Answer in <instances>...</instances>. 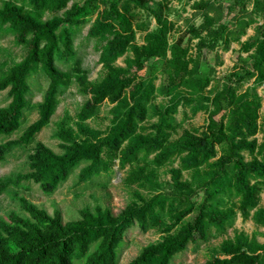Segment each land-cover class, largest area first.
Listing matches in <instances>:
<instances>
[{
    "label": "trees",
    "instance_id": "16d2710c",
    "mask_svg": "<svg viewBox=\"0 0 264 264\" xmlns=\"http://www.w3.org/2000/svg\"><path fill=\"white\" fill-rule=\"evenodd\" d=\"M173 1L193 2L202 17L175 40ZM227 1L0 0V33L12 35L24 51L20 61L1 64L0 92L7 91L9 102L0 107V162L16 150L27 154L25 172L0 177V196H12L19 207L0 216V264H118V249L134 226L160 238L129 264H172L190 243L208 241L213 230L226 233L239 216L264 228L258 91L264 86V0ZM89 22L87 38L102 66L94 80L75 48L77 32ZM251 27L254 34L247 36ZM233 43L241 64L215 81L206 53ZM40 77L47 86L34 103L31 82ZM73 85L84 101L74 116L66 113L55 123L56 152L37 136ZM104 105L109 125L101 129L90 121ZM180 108L185 118L187 108L192 116L204 112L206 124L183 128ZM30 113L37 117L27 123ZM115 166L124 171L129 194L118 214L98 204L64 222L61 210L50 214L18 193L32 182L51 196L77 171L76 183L85 185L115 174ZM162 172L170 179L162 180ZM205 264H264V231L235 230Z\"/></svg>",
    "mask_w": 264,
    "mask_h": 264
},
{
    "label": "rangeland",
    "instance_id": "374dc122",
    "mask_svg": "<svg viewBox=\"0 0 264 264\" xmlns=\"http://www.w3.org/2000/svg\"><path fill=\"white\" fill-rule=\"evenodd\" d=\"M79 1V0H78ZM198 1V0H197ZM224 6L228 5L227 0H219ZM173 12L170 19L175 23V29L171 33V40H175L180 35L184 34L187 30L189 23L199 26L202 23V17L195 15L197 10L193 8V2H177L172 3ZM227 13L226 10H224ZM226 16V14H225ZM232 15L226 16L225 21L230 22ZM233 22V20H232ZM230 22L232 25L233 23ZM91 22L84 24L76 34L75 48L77 57L81 60L82 65L89 71L90 79L98 78L102 73V66L99 63V53L95 49L93 40L87 38V33L90 28ZM155 22L152 21L151 27H154ZM254 34V27L247 31V36ZM142 33L138 34V42L142 43ZM242 39L245 40L246 37ZM24 55L22 47L14 43V38L10 34L0 33V72L1 64L4 61H20ZM217 56V58H216ZM246 56V55H244ZM239 57V45L233 43L229 50L225 51L218 47L216 51L207 52V64L214 69L212 74L215 81H224L225 77L233 72L236 66L241 63ZM119 64H123V59H119ZM65 68L64 66H62ZM214 81V82H215ZM32 102L36 103L41 101L44 90L47 86V81L43 77L38 80H32ZM252 85V80L243 86V89ZM262 95V108L261 113L264 115V86L258 89ZM161 98L159 99V101ZM84 97L78 93L75 85L71 86L60 96V104L57 112L52 119L50 126L45 128L38 136L37 139L42 141L56 152H61L59 142L53 138L55 130V123L59 121L66 113L74 116L80 105L83 103ZM9 102L7 91L0 92V107L5 106ZM109 109L108 105L102 107V112L97 120H91L90 123L101 129H105L109 125ZM184 108H180L177 115V120L185 129L202 128L207 121V114L199 112L197 115L192 116L187 108L188 117L185 118ZM36 113L27 115V123L35 120ZM181 132V131H180ZM18 137V134L13 135L9 139ZM261 138V135H259ZM27 154L22 150H16L13 155L9 156L6 161L0 162V177L10 173L25 172ZM116 173L110 177L101 176L93 183L77 184L76 174L72 175L67 182L60 185L56 192L51 195H45L40 187L32 182H25L19 188L18 193L20 196L27 198L29 201L46 209L50 214L55 209L62 212L64 222H68L79 217V210L83 207H95L100 204L108 206L112 209L114 214H118L126 205L129 194L125 187L122 185L121 180L124 176V171H117V166L114 168ZM164 171V170H163ZM162 180H169L170 175L166 172L161 173ZM264 204V191L261 193V205ZM10 210L19 211L17 202L13 200L12 196L3 194L0 196V216H6ZM235 230L244 231L251 235L256 230L264 231V228H259L252 220L244 221L240 216L237 217L235 226L228 228L226 233L219 234L213 230L208 241H198L197 243H190L185 251L178 254L172 264H205L211 256V249L218 246L223 239L232 237ZM160 238V234L154 230L146 233L142 232L139 227L134 226L127 231L124 237L122 246L118 249V264H129L140 252L141 248L154 242ZM263 241L262 238H259Z\"/></svg>",
    "mask_w": 264,
    "mask_h": 264
}]
</instances>
